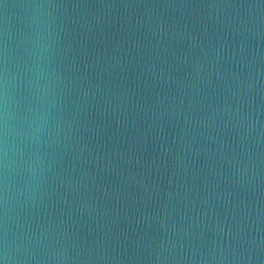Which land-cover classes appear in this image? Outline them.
Here are the masks:
<instances>
[{
  "label": "water",
  "instance_id": "1",
  "mask_svg": "<svg viewBox=\"0 0 264 264\" xmlns=\"http://www.w3.org/2000/svg\"><path fill=\"white\" fill-rule=\"evenodd\" d=\"M0 264H264V0H0Z\"/></svg>",
  "mask_w": 264,
  "mask_h": 264
},
{
  "label": "clouds",
  "instance_id": "2",
  "mask_svg": "<svg viewBox=\"0 0 264 264\" xmlns=\"http://www.w3.org/2000/svg\"><path fill=\"white\" fill-rule=\"evenodd\" d=\"M35 75H36L37 78L39 77V75H40V69H39V67H37V69L35 71Z\"/></svg>",
  "mask_w": 264,
  "mask_h": 264
}]
</instances>
